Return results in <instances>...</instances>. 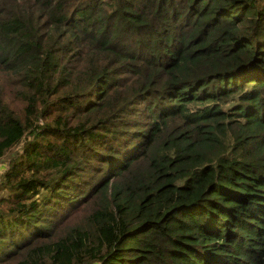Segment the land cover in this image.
I'll return each instance as SVG.
<instances>
[{
    "label": "trees",
    "instance_id": "obj_1",
    "mask_svg": "<svg viewBox=\"0 0 264 264\" xmlns=\"http://www.w3.org/2000/svg\"><path fill=\"white\" fill-rule=\"evenodd\" d=\"M2 165L0 264H264V0H0Z\"/></svg>",
    "mask_w": 264,
    "mask_h": 264
},
{
    "label": "built area",
    "instance_id": "obj_2",
    "mask_svg": "<svg viewBox=\"0 0 264 264\" xmlns=\"http://www.w3.org/2000/svg\"><path fill=\"white\" fill-rule=\"evenodd\" d=\"M3 172V166L0 167V174Z\"/></svg>",
    "mask_w": 264,
    "mask_h": 264
},
{
    "label": "rangeland",
    "instance_id": "obj_3",
    "mask_svg": "<svg viewBox=\"0 0 264 264\" xmlns=\"http://www.w3.org/2000/svg\"><path fill=\"white\" fill-rule=\"evenodd\" d=\"M5 160H8L7 157L5 158ZM4 163H6V162H4ZM2 166H3V165H2ZM2 166H1V167H2Z\"/></svg>",
    "mask_w": 264,
    "mask_h": 264
}]
</instances>
